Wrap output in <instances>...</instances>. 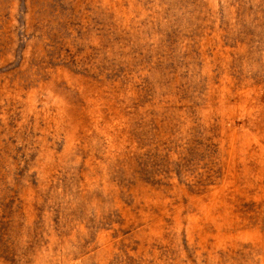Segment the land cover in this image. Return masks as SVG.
Wrapping results in <instances>:
<instances>
[{"label":"rangeland","instance_id":"1","mask_svg":"<svg viewBox=\"0 0 264 264\" xmlns=\"http://www.w3.org/2000/svg\"><path fill=\"white\" fill-rule=\"evenodd\" d=\"M0 264H264V0H0Z\"/></svg>","mask_w":264,"mask_h":264}]
</instances>
